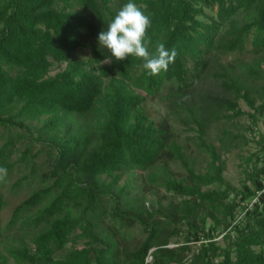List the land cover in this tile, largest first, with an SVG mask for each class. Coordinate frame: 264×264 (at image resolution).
<instances>
[{
    "label": "trees",
    "instance_id": "16d2710c",
    "mask_svg": "<svg viewBox=\"0 0 264 264\" xmlns=\"http://www.w3.org/2000/svg\"><path fill=\"white\" fill-rule=\"evenodd\" d=\"M127 2L0 0V264H264V134L240 189L223 155L250 140L209 135L264 117V0H132L177 52L157 76L99 47Z\"/></svg>",
    "mask_w": 264,
    "mask_h": 264
},
{
    "label": "clouds",
    "instance_id": "9594fccd",
    "mask_svg": "<svg viewBox=\"0 0 264 264\" xmlns=\"http://www.w3.org/2000/svg\"><path fill=\"white\" fill-rule=\"evenodd\" d=\"M150 26V17L140 6L129 0L107 24V30L99 33V47L106 49L116 61H123L129 56L140 59L143 61L142 67L146 75L157 76L168 70L177 52L175 49L167 50L165 45L159 42L155 45L154 52H150L151 41L146 39ZM6 177L7 169L0 167V181Z\"/></svg>",
    "mask_w": 264,
    "mask_h": 264
},
{
    "label": "rangeland",
    "instance_id": "374dc122",
    "mask_svg": "<svg viewBox=\"0 0 264 264\" xmlns=\"http://www.w3.org/2000/svg\"><path fill=\"white\" fill-rule=\"evenodd\" d=\"M209 13V11H207ZM86 55V52L84 51H80L77 53V56L80 58H84ZM208 82L206 83L205 87H208ZM264 88V80H259L256 83V92L254 93L255 96V101H256V105H258L260 103V99L258 98V94H260L259 88ZM239 106L241 107V109L247 113H251L252 110L249 109L247 107V105L245 103H243L242 101L239 102ZM250 126V120L248 119L247 116H244L242 118H239L237 120H234L232 123H226V124H222L218 126L217 128H212V130L210 131L209 135L211 138V142L218 146L219 142L218 140H216L215 138L217 137V135L222 131V129H228L229 132L233 135H242L244 137H246V139L250 140L252 138H255V140H257L258 138V133L260 134H264V117H259L258 118V122H257V126L255 128L256 133L253 134L251 133V131L248 129ZM255 135V136H254ZM195 133L191 132V131H185L184 128L182 127L180 130V139L183 140V142H185L186 144H188V152H189V160L190 162L194 163L195 167L199 170V171H203L204 167L206 165V157L199 152V150L195 147V145L188 141L186 137H194ZM250 140L249 143L246 146H241L239 149H233L230 153L228 154H224L223 155V160L225 162V171L223 173L224 178L226 179V181L228 183H230L232 186L240 189L242 184L244 183V181L246 180V174L244 172V170L250 171L251 170V166L253 164V162L255 161V158H250L252 154L254 153H259L260 151V146L256 144V142ZM247 158L252 159L251 160V166L246 165L245 160ZM259 165V164H258ZM173 171L178 175L180 172H182V170L179 167H174L172 168ZM180 176V175H179ZM126 180V176H124L122 178V181L120 182V185H122ZM146 198L147 199H154V200H158L160 199V201L163 204H166L168 201L174 199L175 198L172 197V195L167 194L166 192H164L163 189H159L157 192H155L154 194H146ZM179 242L183 241V235L179 236L178 240ZM218 243L219 245H223V242H221L218 239ZM198 244H192V248L195 250L198 247ZM173 246V244L171 245ZM256 251H259V248H255ZM264 251V248L262 249Z\"/></svg>",
    "mask_w": 264,
    "mask_h": 264
},
{
    "label": "built area",
    "instance_id": "2783aa9c",
    "mask_svg": "<svg viewBox=\"0 0 264 264\" xmlns=\"http://www.w3.org/2000/svg\"><path fill=\"white\" fill-rule=\"evenodd\" d=\"M262 192H264V188L262 189V191L257 193V196H259ZM255 200H256V198L253 201H255ZM245 206H246V208H249L251 206V204H248V205H245Z\"/></svg>",
    "mask_w": 264,
    "mask_h": 264
}]
</instances>
